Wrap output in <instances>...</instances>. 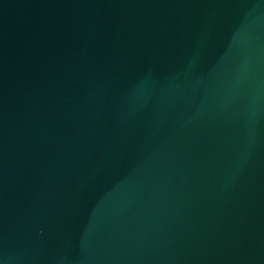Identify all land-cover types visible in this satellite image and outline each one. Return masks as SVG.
Instances as JSON below:
<instances>
[{"label":"water","instance_id":"water-1","mask_svg":"<svg viewBox=\"0 0 264 264\" xmlns=\"http://www.w3.org/2000/svg\"><path fill=\"white\" fill-rule=\"evenodd\" d=\"M0 264H264V0H0Z\"/></svg>","mask_w":264,"mask_h":264}]
</instances>
